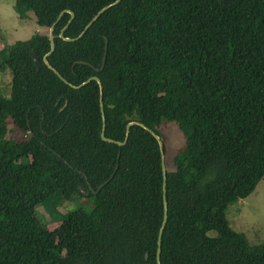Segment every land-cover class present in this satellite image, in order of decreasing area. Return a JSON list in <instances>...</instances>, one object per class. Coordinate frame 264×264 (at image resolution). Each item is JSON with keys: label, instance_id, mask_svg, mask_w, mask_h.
<instances>
[{"label": "trees", "instance_id": "16d2710c", "mask_svg": "<svg viewBox=\"0 0 264 264\" xmlns=\"http://www.w3.org/2000/svg\"><path fill=\"white\" fill-rule=\"evenodd\" d=\"M114 1L14 2L20 19L32 12L45 29L64 11L48 60L67 84L44 61L49 32L0 48L12 87L0 95V264H156L159 144L140 124L124 145L101 137L98 82L72 87L95 76L107 138L123 141L130 121L164 145L163 123L184 136L166 160L159 264H264V242L227 219L264 178V0H120L79 40L59 35L66 10L75 18L63 36L75 38ZM16 130L22 138L9 136ZM79 198L93 207L57 210ZM51 221L60 224L49 231Z\"/></svg>", "mask_w": 264, "mask_h": 264}, {"label": "rangeland", "instance_id": "374dc122", "mask_svg": "<svg viewBox=\"0 0 264 264\" xmlns=\"http://www.w3.org/2000/svg\"><path fill=\"white\" fill-rule=\"evenodd\" d=\"M15 0H0V48L9 45L17 40H27L34 33H48L49 29L40 26L34 13L29 12L30 16L20 19L14 8ZM11 72L9 69L0 70V95L10 97L11 91ZM12 127V123H10ZM162 132L166 137L165 145V165L167 161L170 163L174 152L184 144V136L178 126L173 122L163 123ZM13 131V130H12ZM9 134L22 138V133L18 130ZM167 160V161H166ZM77 207H85L91 209L93 202L87 198H79L78 200H61L57 206V210L65 214L67 211ZM38 213L42 217H47V212L43 207H37ZM227 219L232 229L237 232L244 233L247 240L251 244L257 245L264 242V178L259 182L256 190L249 196L239 199L236 203L229 206L227 211ZM60 222L51 221L47 224V229L52 231L59 226ZM210 235H215V231H211ZM56 243L63 245V238L56 236Z\"/></svg>", "mask_w": 264, "mask_h": 264}, {"label": "water", "instance_id": "95a60500", "mask_svg": "<svg viewBox=\"0 0 264 264\" xmlns=\"http://www.w3.org/2000/svg\"><path fill=\"white\" fill-rule=\"evenodd\" d=\"M120 0H116L113 3H110L106 6H104L102 9H100L95 15L94 17L91 19V21L86 25V27L84 28V30L75 38H70V37H64L63 36V31L66 29V27L68 26V24L71 22L72 19L75 18V12L71 11V10H66L67 12L70 13V19L68 20V22L64 25V27L62 28V30L60 31V36L63 37L66 40L69 41H75V40H79L80 38H82L85 33L89 30V28L92 26V24L103 14L105 13L108 9H110L111 7H113L114 5H116ZM64 11H62L57 19L55 20V22L52 24V26L49 29V38H50V51L47 52L44 56V61L46 62V64L48 65V67L52 68V66L49 64V54L54 50V33H53V29L54 26L56 24V22L58 21V19L60 18V16L62 15ZM107 39V38H106ZM107 53H108V40H106V45H105V54L103 57V62L101 65L100 70H103L106 64V59H107ZM32 56L34 57L35 61L36 58L34 56V54H32ZM53 69V68H52ZM54 70V69H53ZM54 72L57 74V76L59 77V79L61 81H63L64 83L67 84V82L60 76L59 72H57L56 70H54ZM91 81H96L98 82L99 86H100V99H101V109H102V114H103V129L101 132V137L105 140V141H109V142H115L118 145H124L127 141L128 135H129V129L130 126L133 124H140L142 127H144L147 131H149L151 134H153L155 136V138L158 141L159 144V149H160V154H162V168H163V187H162V192H163V219L162 222H160L159 228H158V235H157V249H156V264H159V254H160V238H162V234H163V230L167 221V200H166V165H165V145H164V141L162 139V137H160L159 135H157L153 130H151L150 128L146 127L144 124H141L137 121H130L127 123L126 125V129H125V139L123 141H116L110 138H107L105 136V126H106V116H105V111H104V103H103V85H102V81L99 77H92L89 78L86 82H84L83 84L79 85V86H72L74 88H81L86 86L87 84H89Z\"/></svg>", "mask_w": 264, "mask_h": 264}]
</instances>
